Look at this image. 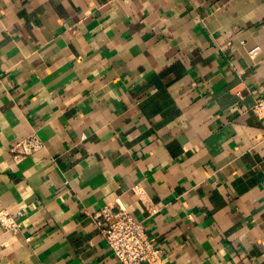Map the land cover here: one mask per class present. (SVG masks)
<instances>
[{
  "label": "crops",
  "instance_id": "0c3cea01",
  "mask_svg": "<svg viewBox=\"0 0 264 264\" xmlns=\"http://www.w3.org/2000/svg\"><path fill=\"white\" fill-rule=\"evenodd\" d=\"M263 91L264 0H0V264H264Z\"/></svg>",
  "mask_w": 264,
  "mask_h": 264
},
{
  "label": "built area",
  "instance_id": "2783aa9c",
  "mask_svg": "<svg viewBox=\"0 0 264 264\" xmlns=\"http://www.w3.org/2000/svg\"><path fill=\"white\" fill-rule=\"evenodd\" d=\"M253 110L264 120V91L256 100ZM36 139L33 137L31 140L18 142L15 147L21 148L23 152H30L38 146ZM20 216H23L21 209L3 208L0 210V225L5 230L16 233L21 226ZM95 217L98 218V224L102 225V233L121 264L152 263L159 258L160 248L149 237L144 223L126 208L113 211L110 207H104Z\"/></svg>",
  "mask_w": 264,
  "mask_h": 264
}]
</instances>
